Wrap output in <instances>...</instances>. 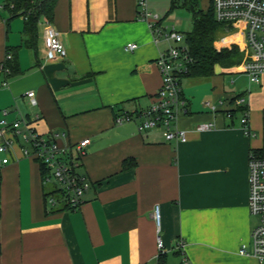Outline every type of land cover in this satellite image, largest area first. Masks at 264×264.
I'll return each mask as SVG.
<instances>
[{"label":"crops","instance_id":"crops-1","mask_svg":"<svg viewBox=\"0 0 264 264\" xmlns=\"http://www.w3.org/2000/svg\"><path fill=\"white\" fill-rule=\"evenodd\" d=\"M8 16L0 14V116L6 109L9 120L26 118L42 135L63 132L61 146L89 138L81 172L92 186L78 209H51L38 164L14 147L0 166V264L258 263L239 249L250 252L256 225L248 158L264 155V74L251 84L237 67L216 66L208 79L183 78L181 88L187 81L197 89L182 88L187 107L177 126L186 140L168 141L161 128L139 132L137 120L114 122L147 108L161 85L156 59L166 46L138 19L136 0H56L50 23L64 57H48L45 18L30 48L22 42L24 18L7 28ZM130 42L134 50L125 49ZM7 46L17 48L20 70L9 77L1 69ZM236 96L245 99L249 134L238 113L224 114ZM218 100L225 105L213 113L205 102ZM204 122L215 126L199 131Z\"/></svg>","mask_w":264,"mask_h":264},{"label":"built area","instance_id":"built-area-1","mask_svg":"<svg viewBox=\"0 0 264 264\" xmlns=\"http://www.w3.org/2000/svg\"><path fill=\"white\" fill-rule=\"evenodd\" d=\"M212 3L216 20L231 25L234 30L242 33L244 42H240V48L244 52V58L237 68L246 74L251 84L259 83L261 75L264 74V0H212ZM136 7L138 19L147 24L153 41L167 44L156 59L161 85L153 102L147 108L134 113H120L115 116L114 122L121 124L137 120L139 132L161 128L166 140L183 142L186 140V132L177 126L179 114L186 112L187 107L182 95L181 76L188 71V64L191 61L184 35L173 26L170 28L163 26L162 18L150 10L149 0H136ZM44 24L48 57L66 56V48L58 32L48 19H44ZM136 47V43L130 42L126 44L125 49L134 50ZM10 57L8 53L6 59ZM1 69L5 75L9 73L7 67L1 65ZM1 84L2 86L8 84L7 76ZM26 96L31 105L36 104L33 90L26 92ZM205 104L215 113L225 105V102L207 101ZM231 105L234 108L245 107L239 113L240 123L249 134L244 97L236 96ZM230 107L224 111L228 118L233 116ZM7 115L8 110H1L0 154H4V157L0 159V166L10 162L14 147H19L22 156L36 160L44 167L42 184L47 192L46 205L51 209H78L83 202L84 193L92 186L90 179L81 172L82 159L86 154L89 138L61 146L56 139L64 135L63 132L42 135L36 131L32 121L21 117L9 120ZM35 118L37 119L38 115ZM214 126L213 122H204L200 123L197 129L204 131ZM248 182V208L251 215L257 216V223L250 233V252L246 250L248 245L243 244L239 253L251 254L256 258L257 264H264V156L255 152H251L248 158ZM153 218L158 227L160 212L157 205L153 209ZM157 245L159 251H162L160 238L157 239ZM182 264H188L185 258Z\"/></svg>","mask_w":264,"mask_h":264},{"label":"trees","instance_id":"trees-1","mask_svg":"<svg viewBox=\"0 0 264 264\" xmlns=\"http://www.w3.org/2000/svg\"><path fill=\"white\" fill-rule=\"evenodd\" d=\"M56 0H3L2 7L9 14L5 20L8 28L9 22L17 17L24 18L22 30V42L27 47H35L38 36V24L42 18L49 21L53 17V8ZM182 8L191 15V28L182 33L184 42L187 46L188 55L191 61L188 64V71L182 75L193 79H208L214 76L215 67L223 69H233L238 67L244 53L236 45L228 46L227 38L219 40L222 33L227 29L224 23L216 20L212 0H209L206 7L200 5V0H170V10ZM11 57L5 59L3 67L9 69L7 76L16 75L20 72L17 60V48L6 47L5 56ZM244 106L232 108L234 116L239 114ZM257 155H261L256 153ZM40 170V177L44 174V167L41 163L34 160ZM44 201H46L47 192L44 190ZM46 204V202H45ZM47 206V205H46ZM158 264H164V259H160Z\"/></svg>","mask_w":264,"mask_h":264},{"label":"rangeland","instance_id":"rangeland-1","mask_svg":"<svg viewBox=\"0 0 264 264\" xmlns=\"http://www.w3.org/2000/svg\"><path fill=\"white\" fill-rule=\"evenodd\" d=\"M3 0H0V4H2ZM209 0H200V5L202 7H206L208 5ZM149 8L152 12L158 14L160 18H162V25L167 26L170 28L173 26L176 30L184 33L190 30L191 28V15L188 11L182 8H177L174 10L169 11L170 9V0H149ZM4 9L0 10V14L2 15ZM226 30L222 33L219 40H222L224 38H227L229 41V45H236L242 53H244L240 46V42H244L242 33L238 30H234V28L230 25H225ZM164 46L167 47V44L162 42ZM240 44V45H239ZM194 85H189L187 81H184L182 83V88L184 90H187L190 92L196 91V87H192ZM196 93V92H195ZM198 97V93H196ZM252 223H257V216L252 215Z\"/></svg>","mask_w":264,"mask_h":264}]
</instances>
